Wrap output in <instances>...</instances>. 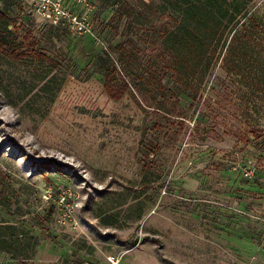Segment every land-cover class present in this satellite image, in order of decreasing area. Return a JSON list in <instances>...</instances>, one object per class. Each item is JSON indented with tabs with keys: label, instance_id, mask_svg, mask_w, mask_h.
<instances>
[{
	"label": "rangeland",
	"instance_id": "obj_1",
	"mask_svg": "<svg viewBox=\"0 0 264 264\" xmlns=\"http://www.w3.org/2000/svg\"><path fill=\"white\" fill-rule=\"evenodd\" d=\"M51 1L65 18L0 0V264H264V0H239L237 27L211 40L197 99L160 55L184 17L174 0Z\"/></svg>",
	"mask_w": 264,
	"mask_h": 264
},
{
	"label": "trees",
	"instance_id": "obj_2",
	"mask_svg": "<svg viewBox=\"0 0 264 264\" xmlns=\"http://www.w3.org/2000/svg\"><path fill=\"white\" fill-rule=\"evenodd\" d=\"M173 6L178 11H182L184 17L182 21L176 23L174 29H163L160 55L165 65L167 64V67L173 71L171 76L175 82L186 89L191 88L192 98L197 99L198 84L193 83L191 75L197 76L200 69H203L205 74L210 68L212 53H214L208 51L214 47L211 40L213 41L215 37L220 40L227 30L232 31L237 27V23L234 22L241 14V3L239 0H198L196 2L174 0ZM125 14L132 15L131 7L128 5L121 8L120 18ZM186 23H192L193 27L189 29L190 26L187 27ZM250 30L251 28L248 29L247 26L237 30L228 47L227 63L232 65L234 71L240 69L238 59L243 57L242 53L245 54L249 48ZM208 38L210 41L207 40ZM97 61L105 72L104 86L108 94L114 99L122 98L130 88L129 82L121 75L109 55L106 59L99 56ZM156 71H150L148 75L151 82L156 83V93L165 97L174 94V88L166 87L159 72Z\"/></svg>",
	"mask_w": 264,
	"mask_h": 264
},
{
	"label": "built area",
	"instance_id": "obj_3",
	"mask_svg": "<svg viewBox=\"0 0 264 264\" xmlns=\"http://www.w3.org/2000/svg\"><path fill=\"white\" fill-rule=\"evenodd\" d=\"M44 1V4L45 5H51L52 6V10L55 11L53 14H54V20H56V18L58 20L62 19V18H65L66 15L64 13H60L59 12V5L56 4V3H53L51 0H43ZM58 12L56 15L55 13ZM47 14V13H45ZM49 14V13H48ZM51 17V15H49ZM56 22V21H55ZM243 174L246 176V177H249V178H252L255 176L256 174V167L254 165H251V166H246L244 169H243ZM109 260H110V264H120V260L118 258H116L115 256H111L109 257ZM74 264H89V263H74Z\"/></svg>",
	"mask_w": 264,
	"mask_h": 264
}]
</instances>
